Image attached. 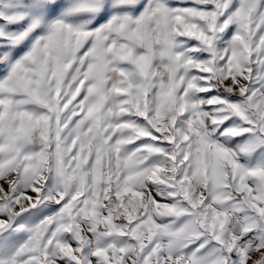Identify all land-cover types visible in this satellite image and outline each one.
I'll return each mask as SVG.
<instances>
[{
  "label": "snow or ice",
  "instance_id": "obj_1",
  "mask_svg": "<svg viewBox=\"0 0 264 264\" xmlns=\"http://www.w3.org/2000/svg\"><path fill=\"white\" fill-rule=\"evenodd\" d=\"M0 264H264V0H0Z\"/></svg>",
  "mask_w": 264,
  "mask_h": 264
}]
</instances>
